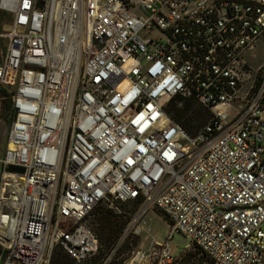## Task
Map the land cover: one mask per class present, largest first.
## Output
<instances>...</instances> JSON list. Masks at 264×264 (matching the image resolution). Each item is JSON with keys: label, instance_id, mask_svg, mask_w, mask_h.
Instances as JSON below:
<instances>
[{"label": "built area", "instance_id": "2783aa9c", "mask_svg": "<svg viewBox=\"0 0 264 264\" xmlns=\"http://www.w3.org/2000/svg\"><path fill=\"white\" fill-rule=\"evenodd\" d=\"M0 14V264L56 248L89 264L94 209L127 219L130 203L134 225L152 210L171 224L146 264H180L176 234L204 264H264V0H0ZM177 97L211 115L194 136Z\"/></svg>", "mask_w": 264, "mask_h": 264}, {"label": "rangeland", "instance_id": "374dc122", "mask_svg": "<svg viewBox=\"0 0 264 264\" xmlns=\"http://www.w3.org/2000/svg\"><path fill=\"white\" fill-rule=\"evenodd\" d=\"M9 25V19L0 14V63L2 61L3 53L5 50L6 40L1 37L4 29ZM156 36L157 33H153ZM261 50L258 49L256 55L259 60L262 59ZM6 98L0 92V161L5 156L7 148V134L9 123L6 121L7 110L5 108ZM178 107L183 108L182 103H177ZM197 109L201 107L196 104ZM204 114L197 120L196 125L200 128L209 122L211 115L206 110ZM0 172V186H1ZM123 212L126 214L127 219L120 218L115 215H105L102 207L94 209L92 216L89 219L90 228L100 237L102 245V253L96 259L89 262V264H146L147 250L152 239H156L162 243L167 241L171 231V224L156 210L150 211L147 216L140 219V223L134 221L140 214V206L138 203H130L121 206ZM108 219L121 230L117 236L105 243L104 239L107 237L108 231L103 224V220ZM264 232V225L262 226ZM128 229V232L126 230ZM190 240L182 235L176 234L168 243L173 256L181 259L180 264H204L205 258L196 251L191 245Z\"/></svg>", "mask_w": 264, "mask_h": 264}, {"label": "trees", "instance_id": "16d2710c", "mask_svg": "<svg viewBox=\"0 0 264 264\" xmlns=\"http://www.w3.org/2000/svg\"><path fill=\"white\" fill-rule=\"evenodd\" d=\"M0 92L1 94L5 96V98L8 96L7 89L1 85H0ZM177 103H182L183 108L180 109ZM196 104L197 103L193 99H185L182 97H177L173 99L169 104V111L172 115V118L176 122H178L188 134L192 136H194L199 130L200 126L196 125V122L204 114L203 110H205L204 108L197 109L195 107ZM5 108L8 112L5 119L8 123H10L11 121V102L8 99H6ZM104 214L108 216L112 215L108 212H105ZM103 224L106 226V230L108 231L107 237L104 239V242L106 244L109 243V241H111L112 239H114L117 236V234L120 233L121 230L123 229L122 228L121 230H118V227L114 225V223L108 219H104ZM100 243H101V240H100ZM195 249L196 251H198L197 248ZM0 253H1V248H0ZM198 253L200 254L199 251ZM50 264H77V263L73 259H71L61 248H56Z\"/></svg>", "mask_w": 264, "mask_h": 264}, {"label": "bare ground", "instance_id": "6f19581e", "mask_svg": "<svg viewBox=\"0 0 264 264\" xmlns=\"http://www.w3.org/2000/svg\"><path fill=\"white\" fill-rule=\"evenodd\" d=\"M18 186L23 187L24 186V178L19 177L18 179ZM14 199V196L12 195H5L4 196V204H10V202ZM7 214H10V210L7 211Z\"/></svg>", "mask_w": 264, "mask_h": 264}, {"label": "water", "instance_id": "95a60500", "mask_svg": "<svg viewBox=\"0 0 264 264\" xmlns=\"http://www.w3.org/2000/svg\"><path fill=\"white\" fill-rule=\"evenodd\" d=\"M8 171L10 173H19V174H23L24 173V170L22 168L14 167V166L9 167Z\"/></svg>", "mask_w": 264, "mask_h": 264}]
</instances>
